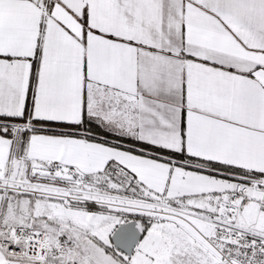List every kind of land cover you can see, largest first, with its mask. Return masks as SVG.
Here are the masks:
<instances>
[{
  "label": "snow or ice",
  "instance_id": "6c2138e0",
  "mask_svg": "<svg viewBox=\"0 0 264 264\" xmlns=\"http://www.w3.org/2000/svg\"><path fill=\"white\" fill-rule=\"evenodd\" d=\"M0 264H264V0H0Z\"/></svg>",
  "mask_w": 264,
  "mask_h": 264
}]
</instances>
